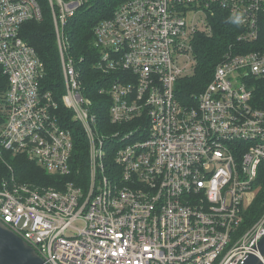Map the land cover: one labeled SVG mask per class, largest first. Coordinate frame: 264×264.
<instances>
[{"label":"built area","instance_id":"built-area-1","mask_svg":"<svg viewBox=\"0 0 264 264\" xmlns=\"http://www.w3.org/2000/svg\"><path fill=\"white\" fill-rule=\"evenodd\" d=\"M64 77L61 100L88 143L87 184L61 105L42 88L45 63L21 36L39 20L36 0H0V67L7 75L1 149L70 176L36 187L14 175L0 185V220L47 264H240L259 254L264 213L242 230L264 161V111L250 76L264 51L225 53L211 81L186 103L178 81L195 70L194 38L228 11L259 38L264 0H127L95 27L96 67L113 74L109 120L83 95L66 27L81 0H49Z\"/></svg>","mask_w":264,"mask_h":264},{"label":"trees","instance_id":"trees-1","mask_svg":"<svg viewBox=\"0 0 264 264\" xmlns=\"http://www.w3.org/2000/svg\"><path fill=\"white\" fill-rule=\"evenodd\" d=\"M42 11V18L24 23L21 36L34 47L45 63L46 73L41 83L42 88L51 91L60 102L61 111L66 114L65 126L71 129L74 138L72 163L81 167L87 184L88 143L81 125L71 121V111L64 106L61 97L64 91V77L60 53L57 43L52 9L49 0H36ZM82 3L75 15L69 19L66 27L69 38V55L72 56L80 71L83 95L93 102L92 110L100 119L109 120V95L103 92L113 82V74H103L96 67L99 50L95 47V27L103 20L110 18L116 8L127 0H81ZM211 34L197 33L194 38L195 70L192 75L178 81L177 96L184 103L194 93L202 91L211 81L216 65L226 52L247 53L264 51V22H260L259 38L253 42L238 40L245 31L239 20L228 11L217 9L211 17ZM249 87L253 91L252 104L264 111V76H250ZM9 88L7 75L0 67V129L6 120V93ZM14 175L21 183H29L36 187H59L65 181L76 180V173L70 176L50 174L47 170L27 155L13 154L1 149L0 144V185ZM82 185L80 180L75 181ZM253 188L257 193L252 204L243 210L242 230L250 228L264 213V161L260 164L258 176Z\"/></svg>","mask_w":264,"mask_h":264},{"label":"water","instance_id":"water-1","mask_svg":"<svg viewBox=\"0 0 264 264\" xmlns=\"http://www.w3.org/2000/svg\"><path fill=\"white\" fill-rule=\"evenodd\" d=\"M259 254H250L240 264H264V236L258 243ZM0 264H47L36 249L0 220Z\"/></svg>","mask_w":264,"mask_h":264},{"label":"rangeland","instance_id":"rangeland-1","mask_svg":"<svg viewBox=\"0 0 264 264\" xmlns=\"http://www.w3.org/2000/svg\"><path fill=\"white\" fill-rule=\"evenodd\" d=\"M256 193H257V191H256L255 188H253L250 191V193H249V199L246 200V204H248L249 200H250L251 203L249 205L245 206V208H247L248 206H250L252 204L253 200L255 199Z\"/></svg>","mask_w":264,"mask_h":264}]
</instances>
